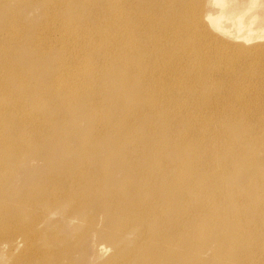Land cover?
<instances>
[{"label": "rangeland", "instance_id": "obj_1", "mask_svg": "<svg viewBox=\"0 0 264 264\" xmlns=\"http://www.w3.org/2000/svg\"><path fill=\"white\" fill-rule=\"evenodd\" d=\"M256 2L0 0V264H264Z\"/></svg>", "mask_w": 264, "mask_h": 264}, {"label": "bare ground", "instance_id": "obj_2", "mask_svg": "<svg viewBox=\"0 0 264 264\" xmlns=\"http://www.w3.org/2000/svg\"><path fill=\"white\" fill-rule=\"evenodd\" d=\"M215 2H217L219 5H222L223 0H214ZM252 2V0H250ZM255 4V7H250L247 11H245L244 15L242 16H238L236 17V19L231 16V15H225L223 12L219 11L217 12L216 15H212V14H208L206 16V18L208 19L209 22L213 23L215 26L214 27L222 32L228 33V31L223 30V26L221 25L223 22L228 21V20H232L231 21V25L236 26V27H241V32H240V37L242 38V40L245 41H249V40H263L264 39V24L259 25V23H257V17H258V12H257V8L258 6H261L258 2V0ZM196 19V18H195ZM194 19V20H195ZM203 42V41H202ZM204 43V42H203ZM256 53H258V51H255ZM254 54V53H253ZM262 54V53H261ZM240 55V54H239ZM255 55V54H254ZM257 55V54H256ZM264 55V54H263ZM253 56V55H252ZM261 56V55H259ZM205 56H203L204 58ZM208 56H206L207 58ZM237 57V56H236ZM235 57V58H236ZM204 58V59H206ZM234 58V57H233ZM234 58V60H235ZM264 59V57H262ZM203 59V60H204ZM237 60V58H236ZM235 60V61H236ZM255 60V59H254ZM240 70H242L240 68ZM239 70V71H240ZM261 70V68H260ZM258 72V71H257ZM259 73V72H258ZM262 76V75H261ZM263 77V76H262ZM164 83V82H163ZM163 83L160 81L157 83L160 86H163ZM228 112V111H227ZM232 112V111H231ZM230 112V113H231ZM229 113V114H230ZM236 113V112H235ZM233 114V113H231ZM233 116V115H232ZM231 116V117H232ZM235 118V117H234Z\"/></svg>", "mask_w": 264, "mask_h": 264}]
</instances>
